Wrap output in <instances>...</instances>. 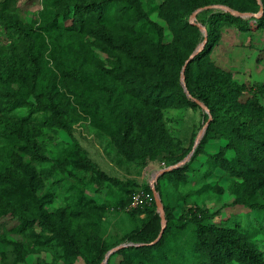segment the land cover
<instances>
[{
    "label": "rangeland",
    "instance_id": "374dc122",
    "mask_svg": "<svg viewBox=\"0 0 264 264\" xmlns=\"http://www.w3.org/2000/svg\"><path fill=\"white\" fill-rule=\"evenodd\" d=\"M228 1L248 9L240 15L249 17L250 27L241 29L233 23L218 24L219 37L209 50L210 61L223 69L231 81L244 87L242 100H237L224 111L226 118L243 112V103H247L244 101L248 96L255 95L264 103V26L258 27L251 18L259 16L262 9H257L253 0ZM130 3L132 8L128 6L123 17H119L123 14L122 9L115 8L114 21L108 27L90 28L85 32L83 47L71 51L65 60L69 69L82 72L91 83L90 99L95 97V113H88L76 102L78 83L56 68L50 48L44 54L46 65L55 71L59 95H63L70 112L72 132L87 150L91 164L71 161L64 149L63 139L68 138L66 132L50 121L48 112L38 108L31 94L27 95L17 84L5 82L0 76V201L25 211L33 209L36 201L29 195L33 193V186L27 193L23 187H14L11 181L14 175L28 172H33L39 179L34 188L36 194L46 199L43 203L44 221L36 220L20 227L19 221L9 215L0 218V264H94L93 260L97 264H119L121 256L115 251L102 263L104 258L99 259L102 246L105 243H110L111 248L123 243H142L129 234L138 235L153 225L145 206H152L148 187L155 176L159 196L163 205L172 207L174 219L189 206L197 205L214 214L210 221L239 223L243 229L256 225L257 213L234 202L236 183L230 182L227 176L211 179L220 181L219 190L197 192L199 185L191 175L185 181L169 178L163 175L165 171L160 173L169 164L149 158L151 147L158 144L159 136L149 137L145 131L144 114L141 116L123 107L120 116L123 114L124 118L113 119L103 100L107 93L102 83L118 84L128 96L132 95L130 78H118L112 71L118 62L123 64L130 60L144 63L147 74L168 78L174 84L172 88L180 84L182 91L189 95L187 82L182 81L183 65L175 61L173 50L177 49L187 60L205 38L202 21L212 11L226 9L228 5L210 4L197 12H200V18H197L193 13L183 17L175 13L177 10L187 12L185 0H134ZM139 9L149 19L164 26L166 39L170 40L168 44L155 42L149 33L133 39L132 26L142 13L136 12ZM49 16L47 0H0V73L10 69L22 74L26 81L30 80V62L26 55L28 38L11 31L10 19L19 18L44 48V42L48 43L50 36L42 28V23ZM187 21L198 25L201 32L197 33ZM126 34L133 39V59L119 42ZM189 81L193 82L194 77ZM203 88L214 93L208 83H202L200 89ZM15 89H19V104L12 108L8 100L11 90ZM206 115L212 117L211 111L192 107L175 98H170L162 107L163 137L183 159L193 149L192 157L203 138L208 126ZM200 132L199 141L194 146ZM206 149L212 150L210 145ZM138 193L145 201L133 206L134 196ZM181 196L183 201L179 203ZM120 199L122 202L118 203ZM89 210L99 211L101 223L97 230L89 224ZM155 212L160 216L162 226L158 207ZM193 233L192 225L185 229L172 226L164 243L173 253H180L193 240ZM63 234L74 241V246L65 240ZM159 234L160 231L148 243H155L162 236Z\"/></svg>",
    "mask_w": 264,
    "mask_h": 264
},
{
    "label": "trees",
    "instance_id": "16d2710c",
    "mask_svg": "<svg viewBox=\"0 0 264 264\" xmlns=\"http://www.w3.org/2000/svg\"><path fill=\"white\" fill-rule=\"evenodd\" d=\"M131 1L134 0H47L50 16L42 23V28L48 32L50 38L48 43L44 42V48L42 43L32 35V30L26 27L19 18L10 19L11 31L21 35L25 34L28 38L26 55L30 62V80L26 81L22 74L10 69L1 72L0 76L5 82L17 84L20 89L27 92V95L31 94L38 108L48 112L50 121L66 132L68 138L63 139L64 149L75 164H91L92 162L87 150L81 146L72 132L70 112L63 100V95H59L60 89L56 82L55 71L46 65L44 54L50 48L49 53L56 68L63 75L70 76L78 83L76 102L88 113H95L97 106L95 97L90 99L91 83L86 80L82 72L75 68L69 69L65 60L70 56L71 51L80 50L83 47L82 38L85 32L100 26L108 27L114 21L115 8L122 9L123 14L119 17H123L126 8L128 6L132 8ZM253 2L257 9H262V13L251 18L258 27H262L264 26V0H253ZM185 3L187 12L178 10L175 12L182 17L213 3L228 5V9L219 8L212 11L202 21L207 31V41L204 47L187 63L184 71L190 94L186 95L178 83L179 87L172 88L174 84H171L168 78L147 74L144 63L130 60L123 64L118 62L112 71L118 78H130L129 88L132 95L128 96L125 89L119 87L118 84L102 83L107 93L103 95V100L113 119L122 120L124 118L123 114L120 116L123 107L134 113L144 114L145 131L149 137L153 139L155 135L159 136L158 144L151 147L149 158L162 161L164 164L168 162L169 165L177 163L183 157L178 155L174 146L163 137L162 107L170 98L186 102L199 109L202 106L197 100L203 102L212 113L211 119L205 116L208 126L203 138L189 161L165 171L163 175L185 181L188 175H191L193 181L199 185L197 192L219 190L220 181L211 179L227 176L230 182L236 183L234 192L237 197L234 202L242 203L257 213L254 218L256 225L253 224L243 229L239 223L231 224L224 220L210 221L214 214L197 205L189 206L178 218L174 219L172 207L164 204L166 228L155 243L149 244V241L157 237L161 228L160 216L155 212L157 206L153 191L149 186L152 206H145V209L153 225L138 235L129 234L134 240L142 242L141 244L129 243L117 249L115 254L121 256L119 264H264V103L255 95L248 96L244 101L247 103H243L244 111L236 117L226 118L224 111L237 100H242L244 87L231 81L223 69L210 61L208 55L211 46L219 37L218 24L227 22L241 29L250 27L249 17L240 15L248 9L242 4L232 5L228 0H185ZM136 12L142 13L132 26L133 39L149 33L155 42L162 45L169 43L170 40L166 39L163 25L149 19L143 10L139 9ZM196 17L200 18V12ZM187 24L192 25L188 21ZM191 27L197 33L201 32L198 25L193 24ZM133 39L129 34L119 39L122 49L130 53L129 57L132 59L134 58L131 52ZM43 41H45L44 36ZM173 57L179 65H184L186 60L177 49L173 50ZM144 59H150V57H144ZM191 77H194L193 82L189 81ZM202 83L212 86L214 93L210 94L205 88L200 89ZM11 92L8 104L9 107L14 108L19 104V89L11 90ZM209 145L212 150L206 149ZM11 181L14 187H23L27 193H30L29 187L33 186V193L29 195L36 201V204L33 205L32 210L25 211L0 201V218L9 215L19 221L20 227L36 220L44 221L43 203L46 199L35 192L34 188L39 181L35 174L33 172L19 173L11 177ZM180 201H183V196L180 197L179 203ZM121 202L122 199L118 201V203ZM129 214L132 216L133 213ZM87 215L89 224L97 230L101 223L99 211L89 210ZM189 225H192L194 229L193 240L182 252L173 253L171 248L164 243L167 232L172 226L185 229ZM61 226L62 223L59 227ZM63 237L74 246V241L70 237L66 234H63ZM111 246L110 243L102 246L99 259L105 257V253ZM92 262L98 263L95 260Z\"/></svg>",
    "mask_w": 264,
    "mask_h": 264
},
{
    "label": "water",
    "instance_id": "95a60500",
    "mask_svg": "<svg viewBox=\"0 0 264 264\" xmlns=\"http://www.w3.org/2000/svg\"><path fill=\"white\" fill-rule=\"evenodd\" d=\"M226 9H228L227 7H225ZM200 9H202V8H199V9H197L196 11H194L193 12V17H195L196 16V13L200 10ZM235 13H238V14H240V12H237V11H235ZM202 27V29H204V31H205V38H204V40L202 41V43L199 45V47L189 56V58L185 61V63H184V65H183V69H182V81H183V83L185 84V73H184V71H185V68H186V65H187V63L204 47V45H205V43H206V41H207V31H206V29H205V27L204 26H201ZM198 102H199V104L204 108V109H206L207 111H209V108L203 103V102H201V101H199V100H197ZM211 117L209 116V119H210ZM207 123H208V121H207ZM201 132H202V130H201ZM201 132L198 134V136L196 137V139H195V144H194V146L196 145V143L199 141V138H200V134H201ZM193 152V149L186 155V157L184 158V159H182V160H180V161H178L177 163H175V164H172V165H169V166H167L166 168H164L162 171H160V173H163L164 171H169V170H171V169H173V168H175V167H178V166H180V165H182V164H184V162L185 161H187L189 158H190V155H191V153ZM156 182H157V176H155L154 178H153V180H152V182H151V188H152V191H153V195H154V198H155V202H156V205H157V207L159 208V210H160V213H161V216H162V226H161V229H160V234H159V237L162 235V233H163V230H164V227H165V225H166V216H165V210H164V205H163V202H162V200H161V198H160V196H159V191H158V189L156 188ZM127 245V243H123V244H120V245H117V246H115V247H112L106 254H105V257H104V259H103V261H102V263H105L106 261H107V259L109 258V255L111 254V253H113L114 251H116L117 249H119L120 247H122V246H126Z\"/></svg>",
    "mask_w": 264,
    "mask_h": 264
},
{
    "label": "built area",
    "instance_id": "2783aa9c",
    "mask_svg": "<svg viewBox=\"0 0 264 264\" xmlns=\"http://www.w3.org/2000/svg\"><path fill=\"white\" fill-rule=\"evenodd\" d=\"M144 201L145 199L143 195H141V193H138L137 195L134 196L133 206L142 205Z\"/></svg>",
    "mask_w": 264,
    "mask_h": 264
}]
</instances>
